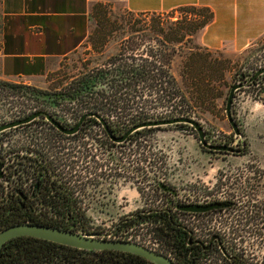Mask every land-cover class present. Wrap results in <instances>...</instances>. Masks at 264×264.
<instances>
[{
	"label": "rangeland",
	"instance_id": "374dc122",
	"mask_svg": "<svg viewBox=\"0 0 264 264\" xmlns=\"http://www.w3.org/2000/svg\"><path fill=\"white\" fill-rule=\"evenodd\" d=\"M102 3L91 15L90 33L76 51L53 61L50 69L39 76L15 79L0 77V119H10L14 114L25 115L41 105L55 109L45 101L46 98H50L49 95L55 96L58 91L68 89L73 80L91 69L109 64L117 55L122 54L131 59L135 57L137 60L154 59L153 61L157 62L155 60L159 59L157 53L163 52L166 54L171 73L189 100L188 106L185 107L188 116L198 119L204 125L207 139L211 142L241 144L242 140L235 137L234 129L228 119L226 99L232 84L243 81L250 76L247 73H252L264 63V36L242 51L208 50L196 40V35L202 27L194 31L190 30L195 24L194 18L200 17L198 10L174 8L168 11L135 12L121 4ZM179 33H185L181 41L178 40ZM190 52L210 54L209 57L215 61L211 69H207L206 73L197 77L205 83L215 85L216 92L221 93L216 98L209 96L205 102H202L196 97L197 88L190 82V73L186 72ZM6 81L34 87L38 94L22 95L21 92H14L12 87L6 85ZM262 89L264 87L250 84L236 91L234 96L233 113L246 139L244 151H217L205 147L200 141L197 129L187 122H183L185 123L183 125L172 123L146 129L126 141L119 150L115 149L116 152L113 154L104 151L100 153L98 146L94 148L92 145L91 152L97 155H90L87 158L93 161L98 159V163H102L101 170L92 168L96 177L102 176V181L96 183L98 187L96 195H91L93 192L90 191L82 199L83 205L87 208L83 216L87 228L111 230L117 221L124 220L140 209L166 204L175 206L182 200H205L214 195H234L238 200L257 199L263 216L259 239H255L254 229L251 230V236L245 238V244L243 239L238 237L241 232H245L243 227L236 229L238 232L236 235L230 233L234 231L233 228L222 227L219 231L229 244L245 249L244 252L249 257L245 264H262L264 262V133L262 131L256 133L260 129L257 125L251 124L255 118L250 111V102L247 103V98L264 103ZM150 98L152 101L146 105L148 110L157 107L156 109L161 111L170 108V103H174V100L166 101L165 106L162 103L157 106L154 96ZM64 105L63 108L62 105L58 107L59 112L72 116L73 105L69 103ZM40 125L47 124L40 120L22 128L9 130L4 140L6 144H11L14 139L29 141L33 137L34 128ZM91 129L95 137L104 138L105 134L98 126H92ZM86 138L94 141L92 137ZM115 153L119 156V160L128 158L129 165L134 168V165H140L144 170H138L133 176L130 170L128 172L126 169L114 168ZM93 161L92 163L97 165ZM116 170L119 174L118 178L110 180L109 176ZM158 175L166 176L170 180L168 182L179 191L180 197L163 193L154 186L152 178ZM147 178L149 182L143 181ZM87 186L86 190L89 191L95 185L88 183ZM242 192L249 193L250 197L241 196ZM245 203L238 201V207L232 208L231 211L236 215L240 214L239 207ZM224 212L229 210H221V213ZM203 220L207 221V219ZM145 227L148 229L147 233L154 231L151 223L147 222ZM159 237L164 245L167 243L166 246H171L163 234L159 233ZM237 237L239 240L235 239ZM224 264L230 263L225 261Z\"/></svg>",
	"mask_w": 264,
	"mask_h": 264
},
{
	"label": "trees",
	"instance_id": "16d2710c",
	"mask_svg": "<svg viewBox=\"0 0 264 264\" xmlns=\"http://www.w3.org/2000/svg\"><path fill=\"white\" fill-rule=\"evenodd\" d=\"M101 4L103 3L98 2L94 5L92 14L97 9V6H101ZM178 8L194 9L200 13L199 18H194L195 24L190 28L191 31L205 26L214 16L212 9L205 5H184ZM184 34L179 33V41L182 40ZM157 55L159 57V59H155L157 62H154V59L149 60L146 58L137 60L135 57L131 59L129 56L117 55L112 58L109 64L91 69L81 77L73 80L68 89L58 91L55 94L57 99L54 102H51L50 99H45V101L51 105L53 103L57 106L62 105V108L65 106L64 103L66 105L69 103L73 105V112L76 116L78 114L81 115L85 111L99 112L107 118L109 126L117 131L120 136L131 126L145 120L162 118L160 116L188 115L189 113L185 107L186 105L188 106L189 100L171 73L166 54L158 52ZM209 56L210 54L201 55L196 52H190L186 63V72L191 75L190 82L198 91L196 97L202 102H205L209 96L216 98L221 94L220 92H216L214 84L209 82L205 83L204 80L197 77V75H203L207 69L213 67L215 61ZM256 69L252 73H247V75L249 74L251 76ZM262 76L264 74L258 76L256 79ZM6 85L12 87L14 92H21L22 95L38 94L34 87L23 83L6 81ZM150 96H154V101L158 103L157 106L161 103L165 106L166 101L170 102L174 100V103H170V108H165L161 111L156 109L157 107L148 110L146 105H149L150 101H152ZM140 103L142 106L139 107ZM93 123H97L98 125H92ZM29 124L32 123L25 125ZM84 124L87 126H102L101 121L93 115L87 117ZM177 124L183 125L185 123ZM151 128L153 126L140 128L131 133L128 139ZM16 197L18 198L19 195ZM16 197L12 196L0 199V230L14 222L26 219L65 226L56 221L40 219L34 212V205L32 203L22 207V201L17 200ZM75 201L76 199L74 198H59L57 202L62 203V205H57L55 211L64 212L67 216L69 215V217L73 218H76L78 215L83 217L85 213H78L72 209L71 205ZM44 212L49 216L51 211L46 210ZM57 214L59 218H62V214ZM147 216L153 220L160 218L159 220L163 221L165 226L160 231L166 237L167 242L174 249H177L181 243L177 234L180 227L177 226L172 215L168 212H153ZM0 264L157 263L145 255L132 251L115 248L88 249L34 235H18L9 239L3 245L0 253Z\"/></svg>",
	"mask_w": 264,
	"mask_h": 264
},
{
	"label": "flooded vegetation",
	"instance_id": "af4514ba",
	"mask_svg": "<svg viewBox=\"0 0 264 264\" xmlns=\"http://www.w3.org/2000/svg\"><path fill=\"white\" fill-rule=\"evenodd\" d=\"M248 86V85H247ZM245 87V86H244ZM50 99L51 102H54L57 99L56 96H52ZM51 105V104H49ZM52 106H56L54 103ZM38 110H43L50 112L45 107L38 108ZM37 111V110H36ZM34 112V111H33ZM88 111H85L86 113ZM32 113V112H31ZM53 116L58 119L53 112H51ZM82 113L81 116L84 114ZM30 113L21 116L19 118L25 117ZM81 116L70 126L75 125L81 118ZM91 116V115H90ZM89 117V116H87ZM86 117V118H87ZM86 118L79 126V128L73 133H66L61 130L60 138L69 144L71 149L76 150L82 147H86L88 145H96L98 149H100V153L108 152L109 154H113L119 147H122L124 143L130 139L128 136L123 141H118L114 137H119V133L113 130L110 127L111 134L108 130L102 126H98V128L104 132L105 136L102 139L101 137H95L93 133L92 126H87L84 124ZM18 119V118H17ZM15 120V119H13ZM45 121L44 116H38L27 123L20 124L25 125L28 123H34L38 121ZM59 120V119H58ZM61 121V120H59ZM51 122V121H50ZM65 126L67 125L65 122L61 121ZM52 123V122H51ZM53 124V123H52ZM54 125V124H53ZM55 126V125H54ZM206 130V129H205ZM5 133L0 134V145L1 140H4ZM114 136V137H113ZM86 137H92L94 141H90V139ZM88 139V140H87ZM209 140V139H208ZM218 143V142H215ZM229 143L234 145L237 150L231 152L244 151L245 147H241V144H235L230 142H222ZM240 143V142H239ZM104 144V146H103ZM116 149V151H114ZM210 149V148H209ZM214 150V149H211ZM218 151V150H217ZM226 151V150H219ZM73 152V151H72ZM229 152V151H228ZM97 155V154H96ZM114 160L116 163L119 161V156L115 153ZM46 158L36 149L34 148H22V147H6L3 153L0 154V162H1V170L2 176H0V199H5L7 197L17 196V200L22 201V207H25L27 204L32 203L34 206V212L36 215L40 217V219L52 220L59 223L64 224L66 228H70L79 232H101V236L106 238H111L108 235H103V228L98 229H89L85 224V219L80 217L79 215L76 218L69 217L67 214L61 211H55L57 205H62V203H58L57 199L59 198H74L76 199L75 203L71 205L72 209L78 213L87 212V208L83 205L84 198L79 195H75L73 185L70 184V179L63 177L59 172H57L54 167L50 165L49 162L45 161ZM127 160H129L127 158ZM120 164L129 172V170L135 175V172L138 170H144V167L140 165H134L135 168L128 163H122L120 160ZM136 169V171H135ZM124 170V169H123ZM118 171L112 172V179L118 178ZM163 177L158 175L157 177H153L154 186L159 188L161 192L171 194L172 196L179 195V191L167 181H161ZM161 179V180H160ZM151 180V179H150ZM159 182V185L156 181ZM167 179V177L165 178ZM145 182H149V179L143 180ZM170 181V180H169ZM161 183L165 184V188L161 185ZM149 184V183H147ZM243 197H250L249 193L242 192ZM205 202H193L196 204H210L213 202H225L226 205L214 207L208 210H186L183 209L181 205L192 204V203H179L178 208L180 213H189L192 211L195 214V221H192L190 225H186L185 223L179 221L177 217V212H171L170 209H167L162 212H168L174 218L177 226L180 227L178 231V237L180 238V244L176 249L175 255V263L176 264H216L219 258H222L226 262L230 264H245V262L249 259L246 253L244 252L243 247H237L233 244H229V241L224 239L218 229L222 227L233 228L234 231H230L231 234L236 235L238 232L237 228L243 227L245 232H241L238 237L243 239L244 244L246 242L245 238L251 236V230L254 229L255 239H259V235L261 236V228H262V211L261 206L257 203L258 200H238L234 195H214V197L210 199H205ZM238 201H245V205L239 207L241 208L240 214H235L232 212V208L238 207ZM258 204V205H257ZM60 207V206H59ZM67 207V206H65ZM51 209V210H50ZM61 209V208H60ZM67 209V208H66ZM155 207H145L140 209L139 211L134 212L135 216L126 217L122 222H128L134 220L136 217L141 216V212L154 210ZM51 211L49 216L44 211ZM221 210H229V212L221 213ZM237 210V209H233ZM67 212V211H66ZM57 213L62 214V218H59ZM65 217V218H64ZM207 217V218H206ZM222 218L223 220H218ZM202 219V220H201ZM207 219V221L203 220ZM233 219L235 221H233ZM127 220V221H126ZM254 220V221H253ZM22 221H31L29 219ZM20 222V221H18ZM16 223V222H14ZM51 224V223H49ZM119 224V223H118ZM116 225L117 227L119 225ZM57 225V224H54ZM61 226V225H59ZM165 226V224H164ZM113 229V228H112ZM217 229V230H215ZM110 229H108L109 231ZM103 232V233H102ZM235 238L238 239L239 238ZM228 242V243H227ZM260 258V256H259ZM216 261V262H215Z\"/></svg>",
	"mask_w": 264,
	"mask_h": 264
},
{
	"label": "crops",
	"instance_id": "0c3cea01",
	"mask_svg": "<svg viewBox=\"0 0 264 264\" xmlns=\"http://www.w3.org/2000/svg\"><path fill=\"white\" fill-rule=\"evenodd\" d=\"M98 2L135 12L208 6L214 16L196 40L211 50L242 51L264 36V0H0V77L39 76L53 61L76 51L90 33ZM248 102L255 118L251 124L259 127L256 133H264V103Z\"/></svg>",
	"mask_w": 264,
	"mask_h": 264
},
{
	"label": "built area",
	"instance_id": "2783aa9c",
	"mask_svg": "<svg viewBox=\"0 0 264 264\" xmlns=\"http://www.w3.org/2000/svg\"><path fill=\"white\" fill-rule=\"evenodd\" d=\"M264 66V63L260 64L259 67ZM258 67V68H259ZM263 75V74H262ZM252 84L259 86L260 88L264 86V76L260 77L259 79H256L255 82ZM239 90V89H238ZM237 90V91H238ZM58 107L61 106H54L55 109H51L49 106H46L45 108L48 109L50 112H53L54 115L61 121L65 122L67 125H72L81 115L76 114L73 112L72 116H68L66 114H62L59 112ZM38 108H42L41 106L35 107L33 110L29 111L28 113H31L33 111L38 110ZM26 113V114H28ZM25 114V115H26ZM179 115H184V114H179ZM175 115V116H179ZM24 116V115H22ZM21 117L20 115L14 114L12 118L10 119H0V124L11 121L13 119H17ZM160 117H169V116H160ZM45 118V117H44ZM46 120L43 121L47 125H40L34 128V133L33 137L29 139V141H20L19 139H14L11 144H6L5 140H1L0 145V154L4 152L6 147H22V148H34L37 151H39L45 158L47 162L50 163L51 167L53 166L54 169L59 172L63 177L66 179L69 178L70 184H72L74 193L75 195H79L80 197L84 198L90 191L91 195H96L97 192V182L100 180L102 181V176L100 175L99 177H96L93 172H95L96 168L101 170V165L102 163H98V159L96 160H91L89 157L90 155L95 156L96 153H92L91 149H93L92 144L88 145L86 147H82L80 149H71L69 144L63 141L60 138V133L61 130L57 127L54 126L47 118ZM27 125H17L13 126L10 128H6L2 131H0V134H3L9 130L16 129V128H22ZM101 127V126H100ZM4 138V137H3ZM94 148H96V145H94ZM73 151V152H72ZM97 163L95 165L94 163ZM115 161V160H114ZM120 160L115 164L116 166L114 168H122L125 169L122 165L120 164ZM127 163V159H123L122 163ZM99 167V168H98ZM94 168L95 170H92ZM89 171V172H88ZM112 174V173H111ZM125 177V176H124ZM110 180H112V176H109ZM166 177H163L161 181H167L165 180ZM168 179V178H167ZM116 180V179H115ZM161 181H156V183L159 185V182ZM88 183H91L92 186H94L93 189L87 191L86 188L88 187ZM180 197V195H177ZM193 202H205L204 200H182L179 203H193ZM177 203L175 206H172L171 204H166V205H156L154 206L155 209L151 211H145L141 212L140 217H136L134 220L128 221V222H122V221H117L115 225L112 227L113 229L109 230L106 229L104 230L103 235H108L109 237L113 239H128L132 240L138 243H141L150 249H153L155 251L164 253L168 255L172 260L175 259L176 255V249H174L172 246L168 247L164 245L161 242V237H159V233L162 235V232L160 231L162 227L164 228V223L162 220H153L147 215L153 212H162L167 209H170L171 212L175 211L177 212V217L179 221L185 223L186 225L191 224V218H195V214H193L192 211H189V213H180L178 204ZM132 217L135 216V214L131 215ZM127 221V220H126ZM195 221V220H193ZM151 223L152 229L154 231L152 233H147L148 229H146L145 224L146 223ZM119 223V224H118ZM119 225L118 227L116 225ZM159 230V231H158ZM217 230V229H215ZM221 229H218V231ZM220 232V231H219ZM101 233V232H100ZM221 233V232H220ZM221 235L224 237V235L221 233ZM161 239V240H160ZM224 239H226L224 237ZM227 240V239H226ZM228 243V242H227ZM219 262L216 264H224L225 260L222 258L218 259Z\"/></svg>",
	"mask_w": 264,
	"mask_h": 264
},
{
	"label": "water",
	"instance_id": "95a60500",
	"mask_svg": "<svg viewBox=\"0 0 264 264\" xmlns=\"http://www.w3.org/2000/svg\"><path fill=\"white\" fill-rule=\"evenodd\" d=\"M262 74H264V66L256 69V71L250 77H247L243 81H237L234 84H232L226 99V113L234 129L235 137L237 139L242 140L241 147L246 146V139L244 137L241 125L233 113L234 96L238 89L253 83L254 81H256V78ZM90 115L96 116L104 125V127L108 130V132L111 134V130L107 118L103 114L95 111H88L84 113L81 116L80 120L75 125L65 126L61 121L56 119L51 112L37 110L25 117L7 121L0 124V131L6 128L27 123L38 116H44L49 121H51L55 126H57L60 130L66 133H73L79 128V126L82 124L84 119ZM183 122L190 123L192 126H194L197 129L200 141L205 147L214 150H226V151L237 150V148L234 145L229 143H222V142L215 143L209 141L206 137V130L204 128V125L198 119L188 115H179V116L162 117V118L145 120L131 126L123 135L119 137H114V136L113 137L118 141H123L131 133L143 127L160 126V125L183 123ZM0 176H2L1 162H0ZM161 185L164 186L165 188H171V187H166V185L163 183H161ZM226 204L227 203L225 202H213L210 204L192 203L181 206L183 209L186 210L199 211V210H208ZM18 235H34V236L43 237L61 243H66L88 249L115 248V249L127 250L145 255L146 257L156 262L157 264H176L175 261L172 260L168 255L150 249L149 247L132 240L106 238L101 236L100 232H79L59 225L38 222V221H20V222L12 223L2 228L0 230V253L3 245L9 239Z\"/></svg>",
	"mask_w": 264,
	"mask_h": 264
}]
</instances>
